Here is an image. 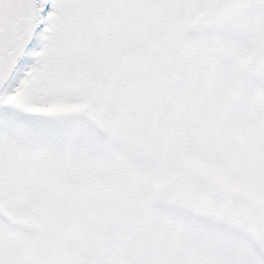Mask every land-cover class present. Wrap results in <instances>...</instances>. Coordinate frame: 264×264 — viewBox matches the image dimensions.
Returning <instances> with one entry per match:
<instances>
[{"label":"snow or ice","instance_id":"snow-or-ice-1","mask_svg":"<svg viewBox=\"0 0 264 264\" xmlns=\"http://www.w3.org/2000/svg\"><path fill=\"white\" fill-rule=\"evenodd\" d=\"M0 264H264V0H0Z\"/></svg>","mask_w":264,"mask_h":264}]
</instances>
